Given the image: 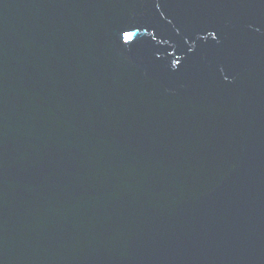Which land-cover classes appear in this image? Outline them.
Returning a JSON list of instances; mask_svg holds the SVG:
<instances>
[{
  "label": "water",
  "instance_id": "95a60500",
  "mask_svg": "<svg viewBox=\"0 0 264 264\" xmlns=\"http://www.w3.org/2000/svg\"><path fill=\"white\" fill-rule=\"evenodd\" d=\"M0 264H264V0H0Z\"/></svg>",
  "mask_w": 264,
  "mask_h": 264
}]
</instances>
